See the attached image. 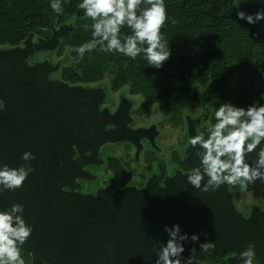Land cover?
<instances>
[{
	"label": "water",
	"instance_id": "obj_1",
	"mask_svg": "<svg viewBox=\"0 0 264 264\" xmlns=\"http://www.w3.org/2000/svg\"><path fill=\"white\" fill-rule=\"evenodd\" d=\"M71 27V21L58 27L53 22L49 38L35 41L29 30L21 45L0 47V99L6 105L0 111V167L30 163L34 168L21 188L0 193V211L22 204L20 215L33 229L28 240L17 245L29 252L32 264H155L161 243L169 239L165 226L179 224L181 234L199 237L197 242H182V264L193 247L198 264L202 257L223 254L229 235L209 229L208 221L220 220L231 230L236 215L238 223L243 220L226 183L220 192H202L186 175H176L165 186L109 187L95 196L64 190L76 174L73 170L82 165L73 160L76 148L82 153L118 140L116 131L106 130L98 116L102 90L52 79L60 63L49 58L30 62L40 51H55ZM261 147L264 140L246 154V163L254 164ZM25 152L35 159L24 161ZM190 157V165L198 167L200 160L192 153ZM236 234L251 240V223L238 225ZM204 242L216 247L204 252ZM230 262H240L238 254Z\"/></svg>",
	"mask_w": 264,
	"mask_h": 264
},
{
	"label": "trees",
	"instance_id": "obj_2",
	"mask_svg": "<svg viewBox=\"0 0 264 264\" xmlns=\"http://www.w3.org/2000/svg\"><path fill=\"white\" fill-rule=\"evenodd\" d=\"M52 2L0 0V47L21 45L29 30L33 38L48 37L51 23L58 27L71 21L57 47L59 55H71L58 73L66 83L90 84L108 76L114 87L127 84L163 111L178 114L203 102L212 110L214 125L222 103L244 108L264 104V21L249 24L237 17L238 11H264V0H235L240 8L232 7L234 0H164L167 20L160 31L171 55L159 69L148 64L144 53L132 59L101 51L99 45L80 57L74 49L93 41L95 21L78 7L82 0H59L63 8L59 15L50 7ZM144 7L142 3L137 15ZM132 34L124 25L119 38L123 43ZM17 248L25 264H32L29 252Z\"/></svg>",
	"mask_w": 264,
	"mask_h": 264
},
{
	"label": "clouds",
	"instance_id": "obj_3",
	"mask_svg": "<svg viewBox=\"0 0 264 264\" xmlns=\"http://www.w3.org/2000/svg\"><path fill=\"white\" fill-rule=\"evenodd\" d=\"M142 3L145 7L140 15H137V9ZM240 6L241 4L234 0L232 7ZM50 7L58 15L63 12L59 0H53ZM78 7L84 10L86 17L95 21L92 25L93 41L74 49L80 57L99 45L101 51L119 52L132 59L144 53L148 64L157 69L162 68L170 58L171 52L166 50L160 31L167 20L164 0H82ZM237 17L249 24H256L264 21V11L255 14L238 11ZM124 25H127L133 34L125 37L122 43L119 34ZM145 44L147 47L138 46ZM5 108V102L0 99V111ZM215 118L217 123L210 129L207 139L197 135L190 141L200 165L191 168V173L186 175L188 182L202 192L216 191L225 183H239L245 188L257 180L264 184V147L260 148L253 165L245 161L246 154L252 153L264 140V104L253 103L244 108L231 102L222 103L215 112ZM22 159L31 161L35 157L31 152H25ZM33 171L30 163L19 168L3 165L0 167V193L21 188L29 173ZM205 176L208 179L202 185ZM23 211L22 204H13L8 210L0 211V264H25L17 244L22 246L33 229L20 215ZM165 231L169 239L166 245L161 243L155 264H182V253L185 250L182 242L189 239L197 242L199 237L195 234L191 237L186 233L181 234L179 224L171 228L165 226ZM204 235L207 236L206 233ZM215 247L213 242L200 244L204 252ZM195 251L193 247L191 255L183 264H194V261L198 264ZM238 256L242 264H253V259L257 258L255 244H249Z\"/></svg>",
	"mask_w": 264,
	"mask_h": 264
},
{
	"label": "flooded vegetation",
	"instance_id": "obj_4",
	"mask_svg": "<svg viewBox=\"0 0 264 264\" xmlns=\"http://www.w3.org/2000/svg\"><path fill=\"white\" fill-rule=\"evenodd\" d=\"M50 36L36 35L33 39L36 41ZM70 56L66 53L59 55L56 48L52 52L43 50L36 53L30 62L46 58L53 63L59 62L58 69L50 77L62 80L58 73L69 62ZM69 85L103 91L98 116L106 130L116 131L114 133L118 140L104 142L98 148L86 149L82 153L76 148L73 160H80L82 165L74 166L76 174L71 178V183L64 186V190L95 196L109 187L142 189L151 183L165 186L170 178L191 173L190 155H195V152L190 141L197 135L207 139L214 126L212 110L203 102L178 114L177 111H163L159 104L146 100L141 91L132 90L127 84L114 87L108 78L90 84ZM228 187L235 209L243 220L238 223L239 216L236 215L237 220L232 223L236 224V228L231 230L225 228L226 225L231 227L229 224L209 220V229L216 233L222 230L229 235L224 241L228 250L220 255L202 257L199 261L202 264L242 263L241 260L230 262L232 256L240 253L234 248L242 252L254 243L257 258L253 259V264H264V184L257 180L254 184H248L247 188L239 183ZM247 220L253 230L251 240L249 235V239H244L236 234L237 226H243Z\"/></svg>",
	"mask_w": 264,
	"mask_h": 264
},
{
	"label": "rangeland",
	"instance_id": "obj_5",
	"mask_svg": "<svg viewBox=\"0 0 264 264\" xmlns=\"http://www.w3.org/2000/svg\"><path fill=\"white\" fill-rule=\"evenodd\" d=\"M106 78L110 79V77H108V76ZM111 85H113V84L111 83Z\"/></svg>",
	"mask_w": 264,
	"mask_h": 264
}]
</instances>
